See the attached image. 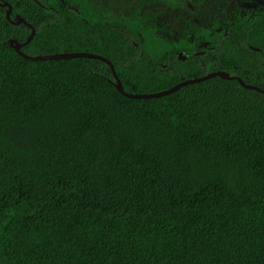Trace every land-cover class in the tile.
I'll return each mask as SVG.
<instances>
[{
  "label": "trees",
  "instance_id": "1",
  "mask_svg": "<svg viewBox=\"0 0 264 264\" xmlns=\"http://www.w3.org/2000/svg\"><path fill=\"white\" fill-rule=\"evenodd\" d=\"M3 3L0 264H264V92L131 99L102 61L8 43L101 55L127 93L263 90L264 6L169 41L138 10Z\"/></svg>",
  "mask_w": 264,
  "mask_h": 264
},
{
  "label": "rangeland",
  "instance_id": "2",
  "mask_svg": "<svg viewBox=\"0 0 264 264\" xmlns=\"http://www.w3.org/2000/svg\"><path fill=\"white\" fill-rule=\"evenodd\" d=\"M103 18H129L135 11L157 28V34L175 41L194 27H209L215 20L245 16L264 6V0H90Z\"/></svg>",
  "mask_w": 264,
  "mask_h": 264
},
{
  "label": "water",
  "instance_id": "3",
  "mask_svg": "<svg viewBox=\"0 0 264 264\" xmlns=\"http://www.w3.org/2000/svg\"><path fill=\"white\" fill-rule=\"evenodd\" d=\"M0 6L3 7V6H9V5L7 3H3V4H0ZM9 12H10V9L8 11L7 18H9L8 17ZM13 23L14 24L23 23V24L28 25L25 22V20L22 19V18H17ZM33 34H34V31H32L31 35L27 38V40L23 44H18L15 39H10L8 41V43L14 49V51L17 52L19 55L23 56L26 59H30V60H33V61L51 60V59H71V58H89V59H95V60L102 61V62L106 63L107 65H109L110 68H111L113 77L115 79V81L113 82V85H114L115 89L122 96L127 97V98H131V99L160 98V97L169 95V94H171V93H173V92H175V91L179 90L180 88L185 87L187 85L194 84V83H199V82H202V81L214 78V77H218V76L219 77H223V78H227V79H236L242 85V87H244L246 89H254V90L258 91V92H264V89L260 90V89H258L256 87L246 85L242 81V79L239 78V77H229L225 73L212 72V73H209V74L201 76V77H195V78L184 80V81L180 82L179 84H177L175 87H173L171 89H168V90H165V91H159V92H154V93H143V94L127 93L123 89L122 83H121L120 79L118 78L112 63L107 58H105V57H103L101 55H97V54H93V53H87V52L63 53V54H57V55L36 56V57H28V56L23 55V53L21 52L20 49H21L22 46H24L25 44H27L31 40Z\"/></svg>",
  "mask_w": 264,
  "mask_h": 264
}]
</instances>
